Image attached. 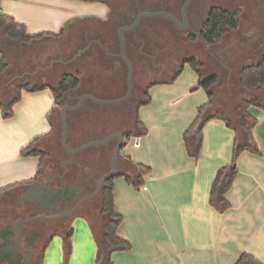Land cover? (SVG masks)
I'll use <instances>...</instances> for the list:
<instances>
[{"label": "crops", "instance_id": "1", "mask_svg": "<svg viewBox=\"0 0 264 264\" xmlns=\"http://www.w3.org/2000/svg\"><path fill=\"white\" fill-rule=\"evenodd\" d=\"M109 12L107 3L93 0H0V14L24 26L29 35H56L16 46L20 52H33L34 58L8 59V68L16 67L23 80L45 88L22 92L11 118L4 119L0 111V203L23 202L33 183L44 182L48 173L45 177L39 174L43 159L23 157L20 152L42 137L35 149L45 153L39 146L53 134V123L48 121L56 108L51 89L56 88L63 75H80L77 67L85 65L84 55L75 58L73 49L67 46V35H73L76 48L82 41L80 37L86 43L93 42L107 27L101 23L107 22ZM196 81L198 85L199 76ZM174 88H149V102L137 111L146 133L141 136L137 130L132 137L138 147L133 145L130 156L119 155L121 171L117 174L127 175L133 184L123 176L113 180L114 211L122 217L117 236L131 249L112 253L110 263L235 264L246 253L264 264V108L256 100L248 108L256 121L252 134L260 155L241 153L237 175L225 196L229 207L217 213L208 197L218 170L231 164L235 132L223 120L206 123L199 157H188L182 135L195 118L197 108L207 104L208 99L198 87L193 91L201 92L196 94L187 88ZM73 93L74 90L69 91L63 98ZM136 165L150 169L138 188L135 184L140 170ZM82 217L92 230L88 217ZM59 240H50L41 264H48L50 248Z\"/></svg>", "mask_w": 264, "mask_h": 264}, {"label": "rangeland", "instance_id": "2", "mask_svg": "<svg viewBox=\"0 0 264 264\" xmlns=\"http://www.w3.org/2000/svg\"><path fill=\"white\" fill-rule=\"evenodd\" d=\"M115 9H119L126 5L125 0H107ZM250 12L245 10L239 19V28L236 31L228 32L218 44L213 47H202L199 44H190L181 41L178 34L174 30H166V28H158V32L148 35L146 38L149 43L150 51L155 55V61L150 65L146 62V68H142L143 61L136 59L135 75L133 82L135 84V96L138 91L146 87L152 81H167L176 71L184 60L194 56L195 60L200 64L199 69L203 78L216 76L218 81L214 87V97L212 98V106L210 113L229 116L234 125L241 122V106L244 100L264 103V91L262 92H246L238 82L240 70L248 65L257 64L262 57L264 50V13L257 10L256 5H250ZM261 35L257 41L255 37ZM73 35H71L72 37ZM74 40V39H73ZM42 52V50H39ZM20 50L11 48L8 59L15 60L26 59L35 55L28 50ZM37 53V52H36ZM38 52L37 54H39ZM34 55V56H33ZM11 58V59H12ZM11 61V60H10ZM9 61V62H10ZM83 62L85 65L77 67L81 70L78 75L80 79L79 90L83 92L95 91L97 96L110 98L119 95L124 90L122 88L123 81L120 79V73L110 72L111 79L105 74L101 80L97 79L96 66H91L87 57L84 55ZM89 63V64H88ZM144 75H143V74ZM156 73H160L156 76ZM14 78V79H13ZM26 78L19 76L16 67L11 66L0 76V100L8 103L15 95V86L21 82H26ZM198 74L190 67L188 63L183 64L181 74L173 82H159L150 86L153 87H175L174 89L187 88L193 91L197 87ZM195 82L194 85H186ZM98 85H101L100 87ZM104 87V89H102ZM101 88V89H100ZM148 88V90H149ZM79 91V92H80ZM201 90L196 91L200 93ZM140 98V97H139ZM78 99L77 94L73 93L66 100L69 102ZM142 99V98H140ZM62 102L56 105L53 117L48 121L53 123V134L50 140L45 141L39 146L45 151L43 162L41 163L39 174L45 177L47 173H60L62 170V162L70 158L69 154L62 148L60 144V108ZM93 103L87 102L86 107L81 111L84 117L83 122H77L75 116L69 115V138L68 144L71 147H78L91 140H100L110 132H119L127 134L130 131H136L135 128V111L132 104L127 107H103L102 110L93 111ZM93 108V109H92ZM80 112V113H81ZM135 138L130 137L125 140V146L120 151V156H130L134 150ZM96 147H91L74 157V162L83 164V172H87L89 167V157L95 152ZM110 155V154H109ZM5 204L0 203V208ZM97 214L100 210V196L90 202ZM98 216L92 217V222L97 223ZM72 229V235H68L69 229ZM89 237V238H88ZM59 238L57 245L52 244L50 248V260L48 264H94L96 254V242L93 232L82 217L77 215L67 223L60 233L53 237V240ZM53 242V241H52ZM89 250H91L89 252ZM56 253L58 254L55 257ZM90 253V254H89ZM90 255V256H89Z\"/></svg>", "mask_w": 264, "mask_h": 264}, {"label": "flooded vegetation", "instance_id": "3", "mask_svg": "<svg viewBox=\"0 0 264 264\" xmlns=\"http://www.w3.org/2000/svg\"><path fill=\"white\" fill-rule=\"evenodd\" d=\"M101 1L107 3L110 8L107 22L101 23L108 28L103 27L100 33L95 36L96 39L93 42L89 41L86 43L83 40V37H80L82 41L78 42L79 45H77V48L75 47L76 42L72 40L71 35L68 34L67 46H69V49H73L72 51L75 58L78 59V56L85 55L88 62H91L90 64L92 66H96L97 79L101 80L105 74L108 75V79H111L110 72L114 74L120 73V79L122 81L125 79L122 84L124 90L119 95L110 98H103L97 96V92L95 91L83 92L78 88L74 90L78 99L69 102L64 97L61 101V106L66 104L75 105L81 97L87 94L103 100H114L124 97L128 91V67L121 57V46L118 35L119 29L121 27L132 25L140 12H165L175 21L165 16L142 17L135 28L123 32L125 41V58L133 67L132 90L130 95L125 101L118 104H96L86 100L79 110L67 113V121L68 116L71 114L75 116L77 122H83L84 117L81 116L83 114L81 111L86 107L87 102L94 104L92 105L94 106V109L92 108L94 112L102 110L101 108L103 107L110 106L130 108L131 104L133 110L136 112L141 107L140 105L146 99L149 85L155 81H152L146 87L140 89L138 95L135 96L136 87L133 82V77L135 75L134 66L136 59L143 61V64L141 65L144 69L146 68V62L149 61L150 65H152L155 61L156 57L153 52L148 49L150 42H147L146 38L148 35L158 32V28L163 27L166 28V30L176 31L178 38L181 41L193 45L199 44L204 48H211L216 44L208 45L201 40L202 27L211 10L218 9L233 14L240 19L244 10L250 12L251 9L249 6L256 5L257 10L264 13V0H125L126 5H124L123 9L119 8L118 10L115 9L109 1ZM238 28L236 30H238ZM107 37L111 40L109 43L107 42ZM260 37L261 35L255 37L254 41H257ZM90 39H92V37ZM191 59L195 60V57L192 56L187 60ZM159 74L160 73H156V76ZM98 86L100 87L101 85ZM102 89H104V87H102ZM111 133L113 132L108 133L102 139L106 138ZM122 135L124 136L125 141V134ZM116 143L117 139L114 138L107 144L96 147L95 152L90 155L88 159L89 167L87 172H83V164L72 160V157L75 155L71 156L69 154L70 158L61 163L62 170L60 173L51 172L46 175L44 182L53 190L66 187H80V191L70 190V192L67 193L66 196L71 199L69 206L65 207V202L61 205H58L57 203L53 204L52 202L51 204H47V195L43 191L38 190L37 193H35L26 203L15 201L6 203L4 207L0 208V263L41 264L43 254L50 240L56 234L60 233L61 229L65 228L67 223H70V220L77 215H85L90 220H92L93 216H98L99 220L95 225L98 227L100 226V213L98 212L97 214V211L95 212L94 208L90 205V202L100 196V193L94 199L81 204L77 210L68 217L57 219H53L52 217H55V215L59 216L65 213H70L81 199L95 191L98 180L109 173L110 159ZM118 163L119 158L116 163V173L121 171ZM45 214L48 215L47 219L32 220L38 215Z\"/></svg>", "mask_w": 264, "mask_h": 264}, {"label": "trees", "instance_id": "4", "mask_svg": "<svg viewBox=\"0 0 264 264\" xmlns=\"http://www.w3.org/2000/svg\"><path fill=\"white\" fill-rule=\"evenodd\" d=\"M238 26L239 19L237 16L218 9H213L209 12L206 22L202 27L201 40L208 45L217 44L222 40L227 32L236 30ZM60 35H63V33ZM51 36L56 37V35L51 34L31 36L27 33L24 26L17 24L12 18L0 14V76L6 72L9 66L8 56L10 55L9 50L11 48H16L17 45H29L33 42L41 40L44 37ZM184 63H188L198 74L199 82L197 87L205 92L208 99L207 104L197 108L195 118L182 135V142L187 156L195 159L199 157L202 149V130L206 123L212 120H223L226 121L229 128L233 129L235 132V142L233 145L231 164L218 170L212 182L208 197L210 206L217 213H223L229 207L225 196L237 175V160L239 156L243 152L260 155V151L252 134L256 121L248 113V108L254 103L247 100L242 102L240 110L242 119L236 127H234L233 122L230 119L225 118V116L210 113L209 108L212 106V98L214 97L212 87L217 84L218 79L216 76L203 78L199 69L200 64L194 59L183 61L178 71H176L169 80L152 82L149 87L159 82H173L181 74ZM238 82L240 87L246 92L264 91V50L261 60L257 64L245 66L240 70ZM79 84L80 79L78 78V75H63L56 88L51 89L55 99V106L61 102L63 96L67 92L77 89ZM44 88L45 87L32 85L29 82H21L16 85L15 95L8 103L5 104L0 100V111L2 112L3 118L8 119L13 116V108L15 104L20 101L22 92L34 93L41 91ZM148 102L149 96L148 93H146V99L140 106L147 104ZM260 107L264 108V103H262ZM137 111L135 112L136 131H130L125 134L126 139L137 134V130H139L138 134L141 136L146 133V130L137 117ZM54 112V110L51 112L49 119L52 118ZM52 133L53 128L51 134ZM42 139V137L34 139L27 147L21 150V156H34L41 157V159H43L45 153L35 149V145H37ZM136 167L140 170V175L137 183L135 184L138 188L142 184V176L147 175L150 172V169L142 165H136ZM118 176H123L127 183L133 184L131 178L127 175L117 174L114 178ZM114 178L105 182L100 191V226H96L95 223L89 219L97 245L94 264H111L110 255L112 253L127 252L131 249L128 242L117 236V230L122 222V217L114 211ZM235 264L262 263L257 261L251 255L243 253Z\"/></svg>", "mask_w": 264, "mask_h": 264}, {"label": "water", "instance_id": "5", "mask_svg": "<svg viewBox=\"0 0 264 264\" xmlns=\"http://www.w3.org/2000/svg\"><path fill=\"white\" fill-rule=\"evenodd\" d=\"M156 16H165V17H169V18L173 19L169 14H167L165 12H140L136 17L135 22L132 25L121 27L118 31L119 41H120V46H121V57L123 58V60L125 61L126 65L128 67V75H127L128 91L124 97L114 99V100H103V99H98V98L94 97L93 95L87 94V95H84L83 97H81V99L75 105H67L66 104V105L61 106L60 114H59L60 125H61L60 144H61L62 148L71 156L77 155V154H79V153H81V152H83V151H85L91 147H98V146L105 145L114 138L117 139V143H116L114 150H113V153L111 155L109 173L104 175L103 177H101L98 180L95 191L92 194L81 199L78 202V204L76 205V207L70 213H65V214H62L59 216L55 215V217H52L53 219L65 218V217H68L69 215H71L75 210H77V208L81 204H83L84 202L90 201V200L94 199L96 196H98L100 191H101L102 185L105 182L113 179L117 175L116 163H117V160L119 158L120 151L125 146L124 136L119 132H113V133L109 134L104 139L89 141L85 144H82V145L76 147V148H71L68 144L69 127H68V121H67V113L79 110L83 106V104L86 100L91 101V102L96 103V104H118V103L125 101L128 98V96L130 95L131 90H132L133 67L130 64V62L127 61V59L125 58V54H124L125 41H124V37H123V32L128 31V30H132L133 28H135L137 26L139 20L142 17H156ZM38 190L43 191L47 195V199H46L47 204L48 203L51 204V202H52L53 204L57 203L58 205H61L62 203L65 202V204H66L65 207H67L71 203V199H69L66 196L67 193L70 192V190L71 191H80V187L79 188L66 187L63 189L53 190L51 187L47 186L46 183H44L42 181H36L35 183H33L29 187L27 193L23 196V198H22L23 202L24 203L28 202V200H30L32 198V196L35 193H37ZM47 216H48L47 214L38 215L37 217H35L32 220L47 219L48 218ZM25 222H29V221H25ZM72 232H73V230L70 228L68 235L69 236L72 235ZM0 264H2V263H0Z\"/></svg>", "mask_w": 264, "mask_h": 264}, {"label": "built area", "instance_id": "6", "mask_svg": "<svg viewBox=\"0 0 264 264\" xmlns=\"http://www.w3.org/2000/svg\"><path fill=\"white\" fill-rule=\"evenodd\" d=\"M134 146H135V147H138V144H135ZM146 190H147V188L144 186V187H143V191H146Z\"/></svg>", "mask_w": 264, "mask_h": 264}]
</instances>
